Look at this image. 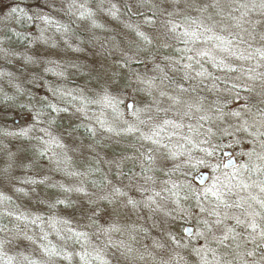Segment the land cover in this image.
Wrapping results in <instances>:
<instances>
[{
  "label": "trees",
  "instance_id": "16d2710c",
  "mask_svg": "<svg viewBox=\"0 0 264 264\" xmlns=\"http://www.w3.org/2000/svg\"><path fill=\"white\" fill-rule=\"evenodd\" d=\"M129 3L130 5L125 3L117 6L120 12L124 13L125 21L130 24L127 31H131L141 45L137 51L136 49L129 51L134 54L136 60L121 65L127 72L126 77L129 82L114 75L113 80L107 84L109 87L118 86L122 90L131 88L137 92L141 96V99H138L140 106L147 113L146 118L150 119L153 113L167 108L187 124L182 123L185 128L183 135H176L172 130L163 133V136L167 137L165 141L170 143L168 148H174L175 144H178L179 148L182 147V150L174 153L173 157L169 153H160L158 150L163 147L154 145L151 140H146L144 146L140 144L135 146L137 150H142L144 160L139 164V168L143 169L135 175L133 181L141 195L136 209L144 216L147 209L150 210V204L156 201L157 192L162 190L163 180L169 179L173 181L169 193L174 199L172 208L175 209L176 204H179L188 210L190 215L195 216L198 212H202L204 219L213 222L211 219L214 216L209 215L210 206L206 202L209 197H204L203 199L206 200L204 202L201 198L196 199L190 188L192 184L194 185L191 176L195 175L197 168L200 169L204 165L190 169L181 166L183 164L189 166L197 161L207 163L214 156L213 152L241 149L243 146L248 149L250 159L253 158V153L264 152V147L261 146L264 138L256 140L249 135V132L236 131L245 120L251 123L252 116L258 115L257 107L264 108V103H261L264 97L257 95L260 92L259 81L248 80L249 75L264 73V59L260 56V53L264 52V41L260 39V35H264V15L261 14L264 9L258 7L261 0H179V3H174V0H148L147 3L143 0H130ZM94 4L96 1L90 4L91 7ZM242 4L257 5V7L249 11L241 8ZM8 5H0V19L3 24L0 29L2 43L0 53L7 54L6 58L28 47L27 42L32 39L30 34L33 32V26L37 29L40 24L45 25L46 22L43 20L50 19L58 26L66 22L61 18L62 15L64 16L63 11L68 12L66 0H21L13 6ZM129 6L136 11V14H133L131 9L127 10ZM153 12L156 13L155 16ZM29 20L33 23L30 24ZM139 23L145 30L150 31L153 37L147 38L145 33L142 34L139 31ZM253 25H255V40L249 39L248 36V32L253 30ZM169 29L174 30L169 31ZM69 30L78 42H82L74 33L77 31L76 28ZM87 34L88 39L83 45L84 48L90 54L99 53L101 36L95 38L90 31ZM148 40L151 41L150 44L147 43ZM228 40H231L232 44L223 43ZM225 47L230 50L223 51ZM202 52H208L209 55H199ZM6 58H0V87H2L0 89V184L11 175L24 172L28 175L29 190L32 193L25 201L22 194L5 191L0 185V229H2L0 264H83L82 261L86 262L87 258L90 260L87 264H112L111 259L114 261L130 259L133 248L115 246L110 237L121 239L122 232L126 229L123 224L124 207L118 203V200L126 202L131 199L128 194H124L128 193L124 187L109 188V179L106 180L107 176L112 177L110 163L113 161L114 165L117 164L120 161L117 156L123 154L117 153L120 148L113 147V143L122 144L125 139L118 137L110 140L103 136L102 130L106 126L107 119L111 123L139 124L134 122L136 119L131 113H126L122 109L121 102L131 100L132 97L129 95H133L130 92L121 93L116 91L117 89L110 91L100 89L98 92L89 90V86L94 90L98 83L100 87L104 85L102 79H97L92 83L93 85L84 82L78 85L66 79L65 83H60L59 88L55 89L52 87L54 84L51 78L38 79L37 76L30 75V70L26 74L16 72L14 65L11 61L8 64ZM221 61L224 62L223 70L220 67ZM189 65L191 67H187ZM228 67L237 71L229 72ZM249 69L255 71L249 73ZM201 70L205 71L206 75L197 77L196 72ZM43 75L46 73L44 72ZM7 76L9 78H6ZM232 83H249L257 86L253 92H246L239 87L231 90ZM139 88L142 93L138 91ZM180 88H186L188 91L180 92ZM84 91L95 100L86 103V110H78L76 106L82 103L80 93ZM155 97L161 98L158 106L165 107H151V101ZM169 97H180L193 107L189 111L185 104L175 105ZM60 98L63 100H59ZM198 102L202 105L200 111H197ZM61 105H66L64 109L72 112L71 115L82 123L79 130L83 131L81 135L90 141L88 144L75 147V144H79L75 135L55 137L51 126L43 123L45 118L52 117L50 108L53 106L63 108L64 106ZM209 106L213 109L219 107L224 113L222 118L215 119L217 113L209 112ZM30 112L34 113L36 119L29 120L28 123L27 116ZM185 112H188V115H184ZM234 112L240 113V116L231 115ZM202 115L213 116L214 124L213 121L201 120ZM13 118H19L27 123V129L22 131L24 134L17 131ZM200 125H203V128H200ZM210 125H213L214 135L206 137L205 131ZM205 139H209L210 143H203ZM92 140L96 141L95 146L98 149L93 150ZM104 141L107 145L100 149L97 142L102 147ZM24 143L38 149L36 153L33 151L30 153L28 150L32 163L22 167L19 161L15 163L13 159ZM203 149H207L212 155L207 156ZM123 151L130 153L129 150ZM222 157L223 153H220L219 162ZM154 158L156 162L153 161ZM189 158H191L190 163ZM161 162L172 164L173 173L170 172L172 176L160 177L162 169L156 164ZM127 165L128 163L124 161V170H127ZM181 175L184 177H177ZM180 179L185 183L180 184L178 182ZM227 184L231 196L241 198L245 202V207H248L250 202L246 199L254 194L250 193L249 189L244 193L237 188L234 191L232 180ZM102 188L105 190L102 191ZM117 189L123 193L120 198ZM109 191L118 196L116 198L109 196ZM197 202L202 204L198 206ZM201 208L206 211H201ZM137 210L132 211L130 216L139 217ZM105 213L115 217L108 228L101 218ZM153 214L157 219L158 215L155 212ZM106 218L109 219L108 216ZM151 218L147 216L145 220ZM154 231L156 233L150 237L153 240L157 238L161 240L166 232L162 229ZM125 234L127 243L135 242L130 231H126ZM177 242L179 245H184L183 239L179 236ZM165 246L166 244L164 247L160 246L161 254L170 252L173 257L171 250ZM248 247L250 249L252 245ZM185 250L186 253L180 252L186 257L184 263L189 264L195 257H199L196 255L199 249H194L192 254ZM161 257L162 255L159 258ZM107 258H110V261Z\"/></svg>",
  "mask_w": 264,
  "mask_h": 264
},
{
  "label": "rangeland",
  "instance_id": "374dc122",
  "mask_svg": "<svg viewBox=\"0 0 264 264\" xmlns=\"http://www.w3.org/2000/svg\"><path fill=\"white\" fill-rule=\"evenodd\" d=\"M17 1L21 0H0V5L7 6L11 3L15 5ZM95 1L96 4L92 5L91 7L90 4L94 3ZM129 1L130 0H66L68 4L67 9L70 15H68V12L63 11L64 16L62 15L61 17L66 22H62L58 26L55 25L56 22H53L50 19L43 20L46 22L45 25L40 24V27L37 29L33 26V32L30 34L32 39L30 42H27L28 47L26 49H22L17 54L9 55L7 56L8 58H6L7 54L0 53V58H6L8 64L11 61L16 72L20 71L21 73L24 72L26 74L27 72L31 71L30 75H35L38 79L51 78L54 84L52 85V87H54L55 89L59 88L60 83H65L66 79L72 82L74 81L75 83H78V85L81 84L80 82H84L87 85H93L92 83L97 79H102L106 84L104 83V85L100 87V84L98 83L94 90L90 89L93 88L92 86H89V90L98 92L100 89H102L103 91L117 89L116 91H120L121 93L129 94L130 92L133 95H129L130 97H132L131 100L121 102L123 105L122 109L124 110V112L128 113L127 104L129 101H132L133 108L129 113H131L135 119L138 115L140 117V120H144L147 123H111V121L107 119L105 120L106 126L102 130L103 136L109 138L110 140L117 139L118 137L125 139L124 143L122 144L113 143V147L120 148L119 152L117 153L123 154L117 156V159L120 160L117 164L114 165L113 161L111 163L109 162L111 164L109 167L112 177H106V180L109 179V184L107 183L108 187H111L112 189H120L124 187V189L128 191V193L124 194H128L129 198L131 199L130 201L134 202L135 204V206H133V203H129V201L125 202L122 200H118V203H120L124 207L125 217L123 219L124 221H121H123L126 229L123 230L121 239L115 237L110 238L112 239L115 246H130V248L133 249L131 250L132 256L130 257V259H120L115 261L111 259L112 264H171V262L173 264H187L184 263L186 262V257L180 253H186L187 251L185 249L190 251L191 254L194 249H199L200 252V254L199 252L196 253V255H199V257H195V259L193 257L194 260H192L189 264H226V262H230V264H242V261H240L238 258H233V249H235L236 252H243L245 251V248L242 247L240 249H236L235 242L229 241L226 243H231V247L226 249L223 245L217 243L216 237H220L221 235H223L228 228H235V231L237 233H241V237L247 235V233L241 227L236 225L235 219H232V217L239 216L241 219H245L248 217V213L252 212L253 210L260 212L261 216H264V209H261L257 201L252 199L254 195L258 199H264V192H261L259 187L261 185H264V152L253 153V158L250 159L249 154L247 153L248 149L246 147L243 146L241 149H230L237 161L236 167L230 170H225L223 168V165L226 161L223 157L221 158L220 162L218 160L219 154H222L223 151L219 153L213 152L214 156H212V158L207 161V163H201L200 161H197V163H191L189 166H184V164L183 166H181V168L190 169L201 167L202 165H204L200 169L197 168L195 175H197L201 171H206L210 174L212 173L210 181L203 189L199 188L195 184H192L190 187L192 193H194V195L196 196V199H203L204 197L208 196L209 200L206 201L205 199H203V202H208V205L210 206L208 210L212 211L213 209H215L219 215V218L223 220L222 224L213 225L211 232L208 231L207 227L204 224V221L206 219H204V215L202 212H198V214L193 216L190 215L188 210L182 208L179 204H176L177 206L175 209L172 208L174 199L171 195L169 196V193H171V185L173 184V181L169 179L163 180L162 190L157 192L159 193V195L156 198L155 203H149L150 210L148 208L144 216L141 212H139V210L136 209L139 206L141 195H139V189L137 188L138 186H136L135 182L133 181L135 175L143 169L139 168V164L144 160L141 154L143 153L142 150H137L135 146H138L139 144L141 146H144L146 139L141 138L142 134L151 135L152 131L155 130L158 131L159 134L157 136H154L153 139L160 140L162 144H167L169 147L170 143L165 141L167 140V137L163 136V133L166 134L168 130H172L174 133H176V135H183V128L184 124L186 123L181 118H177L175 115H173L171 113L173 111H170V109L167 108H162L158 113H153L150 119L146 118L148 117L146 116L147 113H145L143 108L140 106L139 100L141 99V96L138 95L137 92L133 91L131 88L122 90L120 89V87L118 88V86L109 87L107 84L110 83L111 80H113V78L115 77L114 75L125 78L126 82H129L128 77H126L127 72L121 67V65L124 64V61L127 57H133V59L129 62H134L136 58L134 54L129 51L134 49H136L137 51L139 49V45H141V42H138L139 40L133 36L131 31H127V29L130 27V24L125 21L124 13L120 12L119 7L117 6L120 4L124 5L125 3L130 5ZM110 2H112L113 4H111ZM106 3H108L109 5H106ZM129 9H131L130 6L129 8H127V10ZM131 11L133 12V14H136V11L132 9ZM28 22L30 24L33 23L30 20ZM1 26L3 27V24L2 20L0 19V29ZM60 27H62L63 30ZM86 27L89 30L86 29ZM138 27L139 31L142 34H146L147 38L153 37L151 36L150 31L145 30L144 26L140 23ZM73 28H76L77 30L74 31L75 35H78L79 37L77 39L82 42H78L73 37L72 32L69 30H73ZM89 31L92 35L95 36V38H99L101 36V38L99 39L101 41L99 43L101 44L99 53L97 54H90L83 46L88 39L87 32ZM0 45H2L1 42ZM44 72L46 73V75H43ZM6 78L9 77L7 76ZM80 87L83 88V86ZM0 89H2V87H0ZM140 89L141 88H139L138 91H140ZM140 92L142 93V91ZM117 94H119V92ZM80 95L82 103H79L76 108L78 110H86V103H92L91 101L95 99L86 91L81 92ZM59 100H63V98H60ZM159 101H161V98L155 97L151 101V107H165L162 105L158 106L160 104L158 103ZM61 106L64 107H51L50 112L52 115L50 116L52 117L45 118L43 120V123H45L46 126H51L53 135L55 137H58L60 135L61 137H66L70 134L75 135L78 138L76 142L79 143L75 144V147L80 146V144H88V142L90 141H87V138H84L83 135H81V132L83 131L79 130V126H81L82 123H80L72 116V112L64 109L66 105ZM166 116L167 118L165 119ZM27 118L28 123L29 120L36 119L33 112H30ZM12 120L14 121L15 127L17 128V131L19 133H22V131L27 129V123L21 121L19 118H13ZM165 121H168L170 123L165 124ZM134 122L139 121L136 119ZM176 125H180V127H176ZM83 126L88 127L89 125ZM129 126H133L134 128H138L139 130L134 131L133 133H128L126 129ZM109 128L113 130L108 131ZM98 140L99 138L96 139V141ZM96 141L92 140L91 142V144L94 145L93 150L98 149L97 146H95ZM97 143L100 149L104 148L107 145L105 141L102 144L104 145L102 147H100L99 142ZM174 146L176 148L167 147L166 149L162 148L158 151H160V153H169V155L173 157L174 153H177V151L179 153L182 150V147L179 148L178 144H175ZM21 147L22 148H19V150H17V154L14 153L16 156L14 157L15 159H13V161L15 163L19 161V164L23 165L22 167H24V165H28L32 161V159L30 158L31 151H33V153H36L38 148L33 146L29 147L28 143H24ZM28 150L30 151V153H28ZM123 150H129L130 153H124ZM124 161L128 163V165L126 166L127 170H124L123 168ZM153 161L156 162V158H154ZM197 164H199V166H197ZM156 165L160 169H162V173L159 174L161 178H168L170 175L172 176V164L161 162L157 163ZM26 170L28 171L27 168ZM129 170H131V172ZM183 174L185 175V173ZM184 175L177 177H184ZM195 175L191 177L194 178ZM229 180H232L234 191L235 188H237L239 189V191L241 190L244 193L249 189L250 193L254 194L251 195L249 199H246L247 202H250L248 207H245V202L241 198H234L233 196H231V192H229L227 184L229 183ZM178 182L180 184L185 183L181 179ZM28 183V175L22 172L16 174L15 176H9L4 181V183L0 185L3 186L5 191H16L17 194H22V198L27 201V198H29L31 195L30 193H32V191L29 190ZM245 184L249 185V187H243V185ZM104 190L105 189L102 188V191ZM214 193L223 194V201H225L229 205H232V207H225V204L222 203L221 200H218L217 195H214ZM108 195L111 197L113 196V198H116V196H118L116 195V193L113 195L112 191H109ZM120 196L121 195L119 194L118 198H120ZM197 203L198 206L202 204V202ZM158 205L159 209H157ZM134 210H137L139 212V217L130 216L131 212ZM154 212L158 215L157 219L154 218ZM106 216H108L109 219H107ZM110 216L111 214L107 215L105 213V215L101 217L103 223L107 224V228L109 223L113 219H115L114 216ZM147 216H149V218H152L149 220H145ZM216 219L217 217L214 216V218L211 220L215 221ZM257 220L262 224V226H264V221H260L259 217H257ZM186 226H191L194 228V234L191 238H187L183 234V229ZM152 228H155L157 230L162 229L163 231H166L164 237L161 238V240H159L158 238V240L151 239V235H154L156 233L154 231L155 229L153 230ZM126 231H130L131 236H133V239L135 240L134 243H127L125 241ZM108 233L110 235V231H108ZM156 236L159 237V235ZM172 236H175L176 240L177 236L181 237L183 239L184 245L177 246L176 240L173 241L171 239ZM241 237H237L236 242H239ZM107 239L109 241L108 236ZM165 244V248L171 250L174 259L170 255V252H163V254H161V247H164ZM247 248L249 249L248 245ZM161 255V259L164 260H161L159 258ZM208 256H210L209 259ZM257 258L259 257L257 256ZM108 260L110 261V258ZM82 262L83 264H87L90 262V260L87 258L86 262L85 260H83Z\"/></svg>",
  "mask_w": 264,
  "mask_h": 264
},
{
  "label": "snow or ice",
  "instance_id": "6c2138e0",
  "mask_svg": "<svg viewBox=\"0 0 264 264\" xmlns=\"http://www.w3.org/2000/svg\"><path fill=\"white\" fill-rule=\"evenodd\" d=\"M143 2L147 3L148 0H143ZM174 3H179V0H174ZM240 7L248 9L249 11H252V10H254L255 7H257V5L242 4V5H240ZM258 7L260 9H264V0H261V3L258 5ZM155 14L156 13L153 12V16H155ZM261 14L264 15V12H262ZM149 22H151V21H149ZM248 23H251V21H248ZM172 30H174V29H169V31H172ZM246 31H247V29H246ZM254 31H255V25H253V30L248 32L249 39H251V40L256 39V36L254 35ZM185 34H187V33H185ZM217 39H219V37ZM260 39L262 41H264V35H260ZM241 40H243V38H241ZM147 43L150 44L151 41L148 40ZM223 43L230 45V44H232V41L231 40L223 41ZM222 50L223 51H229L230 49L225 47ZM199 55L208 56L209 53L208 52H202V53H199ZM260 56H261V59H264V52H261ZM132 59H133V57H127L124 61L125 64H127ZM187 67H191V66L189 65ZM220 67L222 70L224 69V62L223 61L220 62ZM227 71L236 72L237 69L232 68V67H228ZM248 71H249V73H251V72H254L255 69H249ZM205 75H206V73L203 70L196 72L197 77H204ZM248 80L253 81V82L259 81L258 87L260 88V92L257 93V95L264 97V73H260L259 75H249ZM256 86L257 85H255V84H249V83H240V84L232 83L231 90H234V89L239 87L240 89H242L246 92H253L255 90ZM179 90H180V92H187L188 91V89H186V88H180ZM161 94L163 95V93H161ZM169 99H171L175 105L185 104L188 107L189 111L193 107L192 104L188 103L187 101L181 100L180 97H169ZM261 103H264V99L261 100ZM198 105H199V102H198ZM201 107H202V105H199L197 107V111H200ZM208 111L209 112L214 111L215 113H217V115L215 116V119H221L222 116L224 115V113L222 112V110L219 107H216L215 109H213L212 106H209ZM249 111H251V108H249ZM257 113H258V115L254 114L252 116L251 123H249L248 120H245L243 125L238 127L236 129V131L243 130V131L249 132V135L253 136V138L256 140H260L261 138H264V108L257 107ZM184 115H188V112H185ZM231 115L239 117L240 113L234 112V113H231ZM136 119L141 124L147 123L144 120H140V117L138 115H137ZM200 119L203 121H213V124H214V117L211 115H202L200 117ZM168 123H170V122L165 121V124H168ZM176 127H180V125H176ZM200 128H203V125H200ZM249 129H251V131H249ZM112 130L113 129H111V128L108 129V131H112ZM138 130H139L138 128H134L133 126H129L126 129V131L128 133H133L134 131H138ZM197 131H199V129H197ZM225 131H227V130H225ZM22 134H24V133H22ZM158 134H159V132L154 130V131H152L151 135H143L142 134L141 138L146 139V140H151L153 144H157V145H160V147L167 148L168 147L167 144H162L160 140L153 139V137L157 136ZM205 135H206V137H211L214 135L213 125H210L206 129ZM203 143H210V140L205 139L203 141ZM261 146L264 147V141L261 142ZM203 151H205L207 156L212 155V153L208 152L207 149H203ZM190 162H191V158H189V163ZM243 187L247 188V187H249V185L245 184V185H243ZM259 187H260V191L264 192V185H261ZM78 191H83V189H78ZM116 192L120 195H123V193H120L118 189L116 190ZM156 195L158 196L159 193H157ZM214 195H217V199L221 200V202L225 204V207H232V205H229L225 201H223V199H222L223 194L214 193ZM104 199H107V197H104ZM252 199L257 201V203L260 205L261 209H264V199H258L256 197H252ZM153 202L155 203V201H153ZM61 203H63V201H61ZM129 203H133V206H135L134 202L129 201ZM157 209H159V205L157 206ZM201 211H206V210L201 208ZM209 215L217 217V219L211 223L207 220L204 221V224L207 227L208 231L211 232L213 225H220L223 223V220L219 218V215L215 209L210 211ZM257 217L260 218V221H264V216H261V213L255 211V210L248 213V217L245 219H241L239 216L232 217V219H235L236 225L241 227L247 233V235H245V236L241 237V233H237L235 231V228H228L227 231L223 235H221L220 237H216L217 243H219L220 245H223L224 248H226V249L231 247V243H226L229 241L235 242V248L236 249H240L242 247L245 248V251H243V252H236L235 249H233V253H234L233 258L234 259L238 258L240 261H242V264H264V226H262V224L260 222H258ZM0 231H2V229H0ZM237 237H241L239 242H236ZM171 239L173 241H175L176 237L172 236ZM247 245H252V247L250 249H248ZM177 246H179L178 242H177ZM257 256L259 258H257ZM25 259H27V257H25ZM226 264H230V262H226Z\"/></svg>",
  "mask_w": 264,
  "mask_h": 264
},
{
  "label": "water",
  "instance_id": "95a60500",
  "mask_svg": "<svg viewBox=\"0 0 264 264\" xmlns=\"http://www.w3.org/2000/svg\"><path fill=\"white\" fill-rule=\"evenodd\" d=\"M133 108V103L129 102L127 104V111L131 112ZM223 157L225 158V163L223 165V168L225 170H230L233 169L234 167H236L237 165V161L235 159V157L233 156V152L230 150L224 151L223 152ZM211 178V174L209 172L203 171L198 173L196 176H194L193 178V182L201 189H203L204 187H206V185L208 184V182L210 181ZM183 234L185 237L187 238H191L194 234V228L191 226H186L183 229Z\"/></svg>",
  "mask_w": 264,
  "mask_h": 264
},
{
  "label": "flooded vegetation",
  "instance_id": "af4514ba",
  "mask_svg": "<svg viewBox=\"0 0 264 264\" xmlns=\"http://www.w3.org/2000/svg\"><path fill=\"white\" fill-rule=\"evenodd\" d=\"M201 264V263H200Z\"/></svg>",
  "mask_w": 264,
  "mask_h": 264
}]
</instances>
